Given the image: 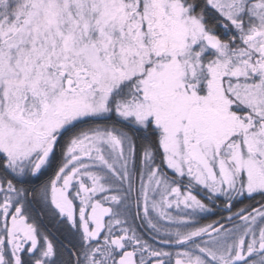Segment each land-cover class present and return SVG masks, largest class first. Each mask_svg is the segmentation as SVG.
<instances>
[{"label":"snow or ice","instance_id":"1","mask_svg":"<svg viewBox=\"0 0 264 264\" xmlns=\"http://www.w3.org/2000/svg\"><path fill=\"white\" fill-rule=\"evenodd\" d=\"M0 264H264V0H0Z\"/></svg>","mask_w":264,"mask_h":264}]
</instances>
